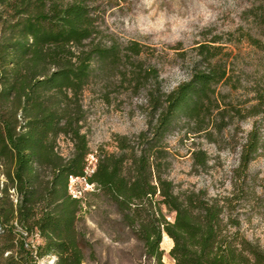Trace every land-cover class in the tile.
<instances>
[{
	"label": "trees",
	"instance_id": "1",
	"mask_svg": "<svg viewBox=\"0 0 264 264\" xmlns=\"http://www.w3.org/2000/svg\"><path fill=\"white\" fill-rule=\"evenodd\" d=\"M95 2L0 0V264H37L48 256L55 257L54 264H85V241L77 228L82 200L68 193L69 177L93 185L91 195L113 208L118 225L156 264H164L163 234L172 241V264H264L257 245L229 232L239 226L230 216V197L177 191L167 177L172 155L166 138L175 123L191 120L195 133L206 130L201 124L213 108L211 87L225 78L224 69L209 61L218 53L205 57L206 72L192 73L172 91L146 90L145 129L114 135V150L99 147L95 168L85 176L90 151L81 125L83 90L95 76L117 75L135 94L146 78L142 64L131 60L143 53L137 43L121 51L114 41L95 42ZM260 2L251 14L264 26ZM150 72L155 78L154 69ZM60 136L72 146L67 157L57 150ZM260 148L252 129L241 147L240 170H247ZM193 156L205 165L203 152Z\"/></svg>",
	"mask_w": 264,
	"mask_h": 264
},
{
	"label": "rangeland",
	"instance_id": "2",
	"mask_svg": "<svg viewBox=\"0 0 264 264\" xmlns=\"http://www.w3.org/2000/svg\"><path fill=\"white\" fill-rule=\"evenodd\" d=\"M261 3L96 0L95 42L104 45L114 41L121 51L129 43H137L143 53L131 60L142 64L141 75L146 78L142 79L144 88L134 94L117 75L93 77L81 95L85 111L81 125L90 151L87 159L92 156L90 166L95 168L97 149L112 152L114 135L129 136L145 129L149 112L146 90H152L154 95L157 90L172 91L188 81L192 73L206 72L209 62L205 57L218 53L209 61L224 69L225 78L211 87L213 108L201 124L206 130L195 133L191 120L175 123L166 138L172 155L167 177L177 191L201 189L208 197H230V216L239 226L229 228V232L237 231L239 237L257 245L264 254V26L251 14ZM202 50L208 52L200 55ZM129 69L133 68H127L126 79L130 77ZM151 69L155 78L148 73ZM252 129L260 138L261 148L247 170L242 171L238 167L240 151ZM57 147L63 157L72 148L63 136L58 137ZM198 152L205 154L203 167L194 159L193 154ZM3 182L0 175V187ZM92 192H96L94 186L85 180L69 178L68 193L82 200L77 228L85 241V264H156L143 255L142 244L131 232L118 225L113 208L92 196ZM163 213L171 219L172 214L164 209ZM32 240L40 243L36 236ZM164 241L172 244L163 234L161 261L172 264ZM54 262L55 257L48 256L37 264Z\"/></svg>",
	"mask_w": 264,
	"mask_h": 264
},
{
	"label": "built area",
	"instance_id": "3",
	"mask_svg": "<svg viewBox=\"0 0 264 264\" xmlns=\"http://www.w3.org/2000/svg\"><path fill=\"white\" fill-rule=\"evenodd\" d=\"M90 158L91 159H87V163L89 162V165H87L86 166V168H85V176H88V175H90L92 172H93V170H94V166H90V164H92V161L91 160H93L92 159V156H90ZM70 178V180H73V178L72 177H69ZM82 180H85V178H81Z\"/></svg>",
	"mask_w": 264,
	"mask_h": 264
},
{
	"label": "crops",
	"instance_id": "4",
	"mask_svg": "<svg viewBox=\"0 0 264 264\" xmlns=\"http://www.w3.org/2000/svg\"><path fill=\"white\" fill-rule=\"evenodd\" d=\"M164 242H166V244H167V246H168L169 248L171 247L172 244H171L169 241H168V243H167V241H164ZM169 248H168V249H169Z\"/></svg>",
	"mask_w": 264,
	"mask_h": 264
}]
</instances>
